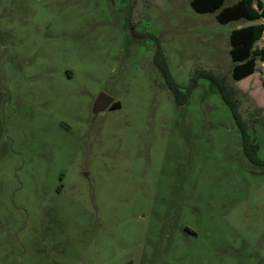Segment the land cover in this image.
<instances>
[{
  "label": "rangeland",
  "instance_id": "obj_1",
  "mask_svg": "<svg viewBox=\"0 0 264 264\" xmlns=\"http://www.w3.org/2000/svg\"><path fill=\"white\" fill-rule=\"evenodd\" d=\"M214 15L0 0V264H264V173L199 75L264 161V65L233 81L228 35L251 22ZM99 93L119 108L94 117Z\"/></svg>",
  "mask_w": 264,
  "mask_h": 264
},
{
  "label": "trees",
  "instance_id": "obj_2",
  "mask_svg": "<svg viewBox=\"0 0 264 264\" xmlns=\"http://www.w3.org/2000/svg\"><path fill=\"white\" fill-rule=\"evenodd\" d=\"M224 1L190 0V7L197 14L215 12L214 18L220 25L239 20L246 22L260 21L233 29L228 35V54L232 62L230 76L233 81L237 82L255 71L256 61H264V48H257L254 45L260 38L264 39V0H230L232 3L229 5H224ZM199 75L211 80L216 87V92H218L222 101L230 110L231 116L240 132L241 149L244 157L250 164L260 168V173H264V161L256 158L257 147L246 133V124L242 122L237 112V103L231 96V89L221 79H216L210 74L201 72ZM162 77L166 83L167 90L173 96L174 103L176 105L184 103L188 98L187 92L181 93L178 91L165 68H163ZM117 108H119V103L115 101L111 104L109 110ZM261 125L264 126L262 120Z\"/></svg>",
  "mask_w": 264,
  "mask_h": 264
},
{
  "label": "water",
  "instance_id": "obj_3",
  "mask_svg": "<svg viewBox=\"0 0 264 264\" xmlns=\"http://www.w3.org/2000/svg\"><path fill=\"white\" fill-rule=\"evenodd\" d=\"M113 103V99L106 94L99 93L92 104V114L95 117L98 113L108 109Z\"/></svg>",
  "mask_w": 264,
  "mask_h": 264
},
{
  "label": "crops",
  "instance_id": "obj_4",
  "mask_svg": "<svg viewBox=\"0 0 264 264\" xmlns=\"http://www.w3.org/2000/svg\"><path fill=\"white\" fill-rule=\"evenodd\" d=\"M226 1V0H225ZM225 1H224V3H225ZM228 1H230V0H228ZM232 3V1H230V3L229 4H231ZM229 4H227V5H229ZM240 21V20H239ZM241 21H244V20H241ZM235 22H238V21H235ZM258 22H260V21H256V22H251L250 24H255V23H258ZM250 24H247V25H250ZM247 25H244V26H247ZM240 27H243V26H240ZM238 28V27H237ZM263 41V45H261V47H259V48H264V39H262V38H260L254 45L256 46V44L259 42V41ZM260 65L262 66V65H264V61L263 62H260ZM257 69V65H255V70ZM255 72L256 71H254L251 75H249V76H247V77H245V78H243V79H241V80H244V79H246L247 80V84H248V82L251 80V78H252V76L255 74ZM241 80H239L240 82H241ZM246 85V84H245ZM244 86V85H243ZM242 86V87H243ZM241 88V87H240ZM247 88H248V86L246 85V87L244 88V90H247Z\"/></svg>",
  "mask_w": 264,
  "mask_h": 264
},
{
  "label": "flooded vegetation",
  "instance_id": "obj_5",
  "mask_svg": "<svg viewBox=\"0 0 264 264\" xmlns=\"http://www.w3.org/2000/svg\"><path fill=\"white\" fill-rule=\"evenodd\" d=\"M110 106H111V105H110ZM110 106H109V107H110ZM109 107H108V109H109Z\"/></svg>",
  "mask_w": 264,
  "mask_h": 264
}]
</instances>
